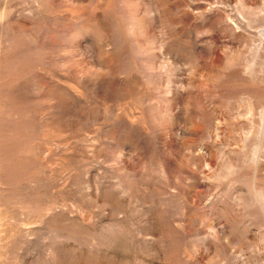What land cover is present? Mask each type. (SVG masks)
I'll list each match as a JSON object with an SVG mask.
<instances>
[{
    "label": "rangeland",
    "instance_id": "rangeland-1",
    "mask_svg": "<svg viewBox=\"0 0 264 264\" xmlns=\"http://www.w3.org/2000/svg\"><path fill=\"white\" fill-rule=\"evenodd\" d=\"M0 264H264V0H0Z\"/></svg>",
    "mask_w": 264,
    "mask_h": 264
}]
</instances>
